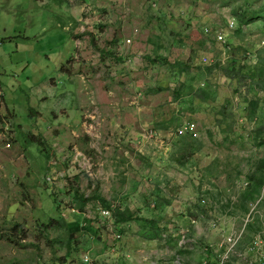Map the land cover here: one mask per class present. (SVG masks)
<instances>
[{
	"label": "rangeland",
	"instance_id": "374dc122",
	"mask_svg": "<svg viewBox=\"0 0 264 264\" xmlns=\"http://www.w3.org/2000/svg\"><path fill=\"white\" fill-rule=\"evenodd\" d=\"M257 236L264 0H0V264H256Z\"/></svg>",
	"mask_w": 264,
	"mask_h": 264
},
{
	"label": "trees",
	"instance_id": "16d2710c",
	"mask_svg": "<svg viewBox=\"0 0 264 264\" xmlns=\"http://www.w3.org/2000/svg\"><path fill=\"white\" fill-rule=\"evenodd\" d=\"M156 62H157V59H152L151 60V63H156ZM235 62H237V61H235ZM184 90L185 89H183L181 92H183ZM181 92H178V90H175L174 93H175L176 97H181L182 96ZM32 138L35 141V137H32ZM37 141H39V144L42 146L41 151L43 153L47 154L48 151L46 152V145H45L44 141H40V140H37ZM49 157H50V155L47 154V158H49ZM73 191H74V197L76 199H78L79 206H80L81 209H84V207L86 206V204L90 200L95 199V200L99 201L100 203H102L103 207L111 209L112 214H113L112 217H114V219L118 223L128 222V221H131V220H145L146 219L143 215H141V211L140 210L131 211L129 208H125L123 210L120 207H118V208L111 207L110 201H107L105 198L101 197L98 192L93 194L92 196L86 197L84 194L79 193L78 189H74L73 188ZM53 220L54 219H52V221ZM48 225H50V223ZM9 238H10V240L12 242H15L13 239H11V237H9ZM208 256H209V259L207 261L208 263H206V264H219L218 260L216 262L212 261L216 257V254L214 253V251L212 249H209ZM92 264H100V263L98 261H96V262H93Z\"/></svg>",
	"mask_w": 264,
	"mask_h": 264
},
{
	"label": "built area",
	"instance_id": "2783aa9c",
	"mask_svg": "<svg viewBox=\"0 0 264 264\" xmlns=\"http://www.w3.org/2000/svg\"><path fill=\"white\" fill-rule=\"evenodd\" d=\"M229 26L230 28L234 27L233 21L230 22ZM216 38L220 41H225V34L218 32L216 33ZM186 129L192 132L193 134H196L195 127L193 124H190L188 127H186ZM99 209H101V214H103L104 216H111V213H112L111 209L109 208H99ZM228 242L235 243L237 242V239L233 235L229 237ZM250 251H252L253 253H256V262H257L256 264H264V242L261 237L257 236L253 240V242L251 243ZM219 264H222V262L220 261Z\"/></svg>",
	"mask_w": 264,
	"mask_h": 264
}]
</instances>
